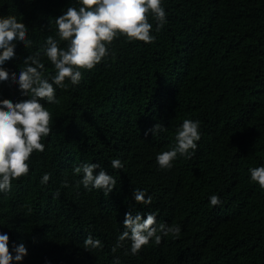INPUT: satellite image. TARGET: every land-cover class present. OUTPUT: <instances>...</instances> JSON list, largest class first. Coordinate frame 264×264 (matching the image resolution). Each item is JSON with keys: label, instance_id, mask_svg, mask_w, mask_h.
Here are the masks:
<instances>
[{"label": "trees", "instance_id": "trees-1", "mask_svg": "<svg viewBox=\"0 0 264 264\" xmlns=\"http://www.w3.org/2000/svg\"><path fill=\"white\" fill-rule=\"evenodd\" d=\"M68 6L78 7L76 0H0V16L25 23L33 42L18 43L4 67L18 76L23 59L55 38V18ZM163 6L167 23L153 31L154 43L116 39L112 56L83 71L79 85L57 88L58 104H45L52 113L45 152L33 153L30 174L0 193V232L25 244L22 264H264V190L248 171L264 165V0ZM42 59L50 77L53 66ZM0 93L23 98L15 84L0 82ZM184 119L200 122L198 147L160 169L156 155L175 145ZM157 123L166 131L145 135ZM114 158L122 170L111 168ZM83 163L115 177L108 197L77 187L82 173L73 168ZM135 189L152 203L137 204ZM213 194L220 205H210ZM129 211L154 213L157 225L179 226L180 237L150 241L136 255L125 241L113 253ZM89 234L103 247L86 251Z\"/></svg>", "mask_w": 264, "mask_h": 264}, {"label": "clouds", "instance_id": "clouds-1", "mask_svg": "<svg viewBox=\"0 0 264 264\" xmlns=\"http://www.w3.org/2000/svg\"><path fill=\"white\" fill-rule=\"evenodd\" d=\"M78 7L68 6L66 11L55 18V38L48 36L45 47L29 54L23 59L24 67L19 74L10 72L4 65L16 59V46L23 44L32 47L28 38V27L15 16H0V82L18 85L22 99L13 102L3 98L0 93V193L7 195L12 191L14 181L30 174V159L33 153H44L45 138L52 133V113L45 104L59 103L57 88L67 90L69 85L77 86L83 79V71H91L113 55L111 46L120 37L125 42L152 44L156 40L153 31L160 32L167 23V13L163 0H76ZM150 18L155 22V29ZM63 45V46H61ZM46 58L53 66L50 77L45 76ZM43 101V103H42ZM198 120L184 119L176 129L175 145L170 150L156 155L160 169H171L178 156L191 158L201 139ZM166 131L155 124L145 132L155 135ZM114 170H122L124 164L118 158L110 161ZM100 169L98 173L96 170ZM250 180L264 190V165L248 169ZM82 178L77 187L83 185L88 191H102L108 197L116 189L117 180L108 174L98 163H83L73 168L74 175ZM96 173V174H94ZM50 173H44L40 183L46 185ZM67 187V183L63 185ZM59 193H57V196ZM137 204L150 205L152 197L141 189L133 192ZM211 206L221 204L219 196L209 197ZM29 211L31 208L29 206ZM146 217V218H145ZM124 231L117 237L112 248L115 253L130 241V252L138 254L150 241L156 245L163 237L171 235L179 238L181 228L177 225H157L156 215L146 216L130 211L125 213ZM99 239L91 234L84 240V249L102 248ZM127 254V253H126ZM28 250L23 242L18 245L10 240L5 232H0V264H22ZM115 264H120L119 260Z\"/></svg>", "mask_w": 264, "mask_h": 264}]
</instances>
